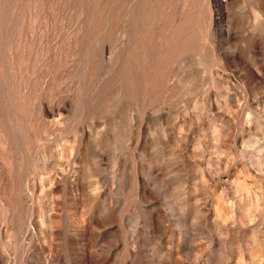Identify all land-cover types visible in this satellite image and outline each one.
<instances>
[{"label": "rangeland", "instance_id": "374dc122", "mask_svg": "<svg viewBox=\"0 0 264 264\" xmlns=\"http://www.w3.org/2000/svg\"><path fill=\"white\" fill-rule=\"evenodd\" d=\"M0 264H264V0H0Z\"/></svg>", "mask_w": 264, "mask_h": 264}]
</instances>
